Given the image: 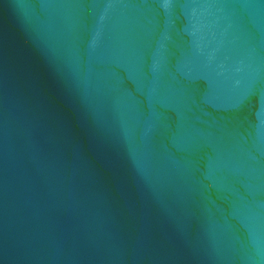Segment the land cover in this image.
<instances>
[{
    "label": "water",
    "instance_id": "95a60500",
    "mask_svg": "<svg viewBox=\"0 0 264 264\" xmlns=\"http://www.w3.org/2000/svg\"><path fill=\"white\" fill-rule=\"evenodd\" d=\"M0 264H264V0H0Z\"/></svg>",
    "mask_w": 264,
    "mask_h": 264
}]
</instances>
